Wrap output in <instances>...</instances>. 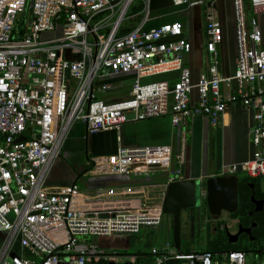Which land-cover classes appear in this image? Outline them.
<instances>
[{"label": "built area", "instance_id": "2783aa9c", "mask_svg": "<svg viewBox=\"0 0 264 264\" xmlns=\"http://www.w3.org/2000/svg\"><path fill=\"white\" fill-rule=\"evenodd\" d=\"M133 1L0 0V264H108L112 254L100 249L98 241L161 224L162 202L129 201L124 196L133 192L130 187L83 191L76 182L46 185L78 121L87 135L163 115H170L174 125L206 116L217 126L229 105L239 103L252 110L253 155L223 165L220 175L264 177V0H247L250 15L245 0H231L237 54L230 75L220 73L216 56L223 38L221 24L213 10L206 11L211 59L207 74L195 82L183 63L191 44L181 22L148 26L150 0H143L141 21L122 31ZM170 1L195 7L211 0ZM27 4L31 8L25 24L19 15ZM102 70L108 77L134 74L127 98L105 101L95 96L112 87L102 81ZM169 71L178 72L171 87L142 82ZM222 86L230 90L223 92ZM21 136L24 139L17 140ZM87 164L104 175L151 172L170 168L171 150L119 144L115 153ZM183 179L178 165L164 188ZM246 256L241 250L182 252L167 236L140 256L141 261L129 264H247ZM259 264H264V252Z\"/></svg>", "mask_w": 264, "mask_h": 264}, {"label": "crops", "instance_id": "0c3cea01", "mask_svg": "<svg viewBox=\"0 0 264 264\" xmlns=\"http://www.w3.org/2000/svg\"><path fill=\"white\" fill-rule=\"evenodd\" d=\"M218 1L211 0L209 1L210 5H207L208 1H205L206 7L199 11L195 10L196 7L189 8L187 5H181L180 7L184 8L183 11H190L188 18L186 17V22L183 23L177 17L171 16V14H167L166 12L169 6H179L173 5L170 0H150V13L152 9L156 8L161 9V12L150 18V21L147 22L148 26H155L163 22H181L184 36L191 44L190 51L184 54L183 63L190 69L191 78L194 82L201 75L207 74L211 59V54L206 50L208 34L206 31L205 13L209 9L213 10L216 14L222 27L223 38L217 45L216 50V56L220 62V73L230 75L235 69L237 54L235 26L231 28L233 34L232 32L229 33L228 26L224 22L225 17H223V14L222 17H219V11L217 13ZM214 3L216 4L215 6H213ZM228 4L233 8L230 1ZM140 21L141 19L138 23ZM136 25L131 27L125 26L122 28V31L126 32ZM229 43L232 44L231 52H229ZM177 76V71H169L145 77L142 79V82H165L171 87L177 80ZM133 79V73L109 76L108 80L102 79L103 82L110 83L112 87L106 92H96L95 96L105 101H112V99L116 98V94H123L122 96L126 95L128 97ZM231 88H233V85H231ZM222 90L223 92H227L230 88L222 86ZM190 98L192 101L196 100L197 91L195 89L192 90ZM252 124V110L243 107L239 103H235L229 105L217 126L211 125L206 116L183 119L178 125H174L170 115H163L123 123L119 130L103 131L92 135L86 134V128L83 124L79 126V132L81 130L84 131L83 154L87 160L89 151L95 155L94 158H98L115 153L119 144L124 146H169L171 150V165L168 169L159 170L166 172V176L162 182L160 181L158 184H144L140 182L139 177L127 179L122 178L121 176L123 175H108L110 177L116 176L117 179H112L103 185L113 186L118 189L130 187L133 192L126 194L124 198L129 201H139L142 204H149L151 202V193L155 192L158 198H160L158 202H155L158 204L163 200L165 193L164 184L168 176L171 175V171L178 165L183 177L201 178L202 185L204 186L206 178L220 175V169L223 165L249 160L254 150L249 141V129ZM118 136L120 138L119 141L117 140ZM85 143L88 150L87 155L84 151L86 148ZM80 173L69 162L57 159L47 176L46 185H69L65 182L70 181L72 183L76 177H80L78 176ZM243 177L247 176H239L240 179ZM126 180L131 181L128 183ZM258 180L259 178L256 179V181ZM233 225L237 226L238 220L233 219ZM168 234L169 228L167 236H169ZM260 260L261 257L258 260L253 259V261L248 259L247 264H259Z\"/></svg>", "mask_w": 264, "mask_h": 264}, {"label": "rangeland", "instance_id": "374dc122", "mask_svg": "<svg viewBox=\"0 0 264 264\" xmlns=\"http://www.w3.org/2000/svg\"><path fill=\"white\" fill-rule=\"evenodd\" d=\"M232 4V1L229 0ZM228 0H219L218 2V10L219 17H225V24L228 26V32L233 34L231 31L233 26H235L234 22V14L233 8L228 4ZM184 6V5H182ZM195 10L199 11L206 7V2L201 6H195ZM245 12L250 15L251 9L248 7L247 0H245ZM29 8L31 6L27 4L25 12L20 14L21 20L25 23H29ZM190 8V7H189ZM182 7H168L166 10L167 14H171V16L177 17L183 23L186 22L190 11H183ZM144 10V1L143 0H134L129 6L126 14V18L122 21V27H131L138 23V21L143 17ZM186 10V9H185ZM161 12V9L156 8L152 9L150 13V17H153L155 14ZM187 17V18H186ZM168 21V20H163ZM189 24V22H188ZM91 40V39H89ZM232 51V44L229 43V52ZM100 75L103 76L104 80H108V76L106 72L102 70ZM116 94V98L114 100H120L122 98H127L126 95ZM83 124L81 121L76 122L68 133V136L63 145L61 154L58 160H62L64 162H69L72 164L78 172H82L86 167L87 171L83 173L76 181L78 187L86 191L90 188H96L98 186H103L112 179H117L116 176H108L101 173H97L98 168L96 170V166L92 164L88 165V161H94L95 155L89 151L88 160L83 154V143H84V131L81 130L79 132V126ZM82 149V150H81ZM162 169H156L155 171H151L148 173H130L127 175L121 176L122 178L133 179V177H139L140 182L144 184H158V182H162L164 177L166 176V172L159 171ZM238 176H245L243 173L239 172ZM131 181V180H130ZM129 180L126 182L130 183ZM264 182V177L259 178L256 183L260 184ZM65 183L71 184L70 181H66ZM263 186V185H261ZM158 194V193H157ZM160 198L156 195L155 192L151 193V203L158 202ZM163 219L160 225L147 227L143 226L140 229L139 233L136 234H124V235H115L111 238H106L105 240L98 241L100 249L105 251L107 254H112L110 261H114L115 264H124L125 262H136L141 261L139 253L148 255L149 249L152 245L161 244L166 238L168 233V226L171 228V219L167 214H162ZM233 219L239 220L237 217H232L229 213H221L219 217L212 216L208 212L206 198H205V185L201 188H198L196 191V205L189 209H184L181 211L180 216V236H181V245L182 247H190L193 250L203 249L208 241L210 240H218L225 242L226 231L228 230L230 233H236L237 226L233 225ZM169 228V229H170ZM171 230V229H170ZM171 236V235H170ZM243 238H241L242 240ZM264 245V236L260 242ZM246 259H257L259 255L257 253L251 251L246 253ZM36 261H39V257L34 258ZM148 261L149 257L146 258Z\"/></svg>", "mask_w": 264, "mask_h": 264}, {"label": "water", "instance_id": "95a60500", "mask_svg": "<svg viewBox=\"0 0 264 264\" xmlns=\"http://www.w3.org/2000/svg\"><path fill=\"white\" fill-rule=\"evenodd\" d=\"M210 5V2H207ZM216 4L214 3L213 6ZM21 136L17 140H23ZM85 151L87 146L85 143ZM87 155V152H85ZM86 171H82L78 176H81ZM76 177L72 183L77 181ZM238 174H226L216 175L206 178L205 180V198L207 203L208 212L212 216L219 217L221 213H234L238 209ZM202 187L201 178L184 177L183 180L173 181L167 184L164 197L162 200V212L167 214L171 219V235L172 242L176 250H181V236H180V216L181 211L184 209L192 208L196 205V191ZM251 202L254 203V208L249 211V215L254 212H260L263 209V199H255L254 194H251ZM256 225L255 221H252L250 226L244 227L240 224L237 225L236 233H230L226 231L228 241L234 243L238 240L241 233L247 235L253 226ZM125 262L124 264H129ZM59 264H68L66 261H61ZM108 264H114L110 261ZM179 264V263H177Z\"/></svg>", "mask_w": 264, "mask_h": 264}, {"label": "trees", "instance_id": "16d2710c", "mask_svg": "<svg viewBox=\"0 0 264 264\" xmlns=\"http://www.w3.org/2000/svg\"><path fill=\"white\" fill-rule=\"evenodd\" d=\"M87 170V167L84 169ZM244 179H249L251 181H256V179H251L248 177H243ZM242 179L239 180V205L238 209L231 213L232 217L239 218L238 224L248 227L250 226L252 221L256 222V225L252 227L250 234L247 235L245 233H241L238 237V240L234 243L228 241L227 236L225 235V244L223 241L218 240H210L207 245L203 248V250H211V251H227V250H241L244 252H255L259 257H261L264 252V245L261 244L262 237L264 236V203L263 209L260 212H254L252 215H248L249 211H252L254 208V204L248 199L250 191L246 187L241 185ZM170 233V231H169ZM170 237V235H169ZM241 238H243L241 240ZM192 250L190 247H182V252H188ZM142 256L144 254L139 253Z\"/></svg>", "mask_w": 264, "mask_h": 264}, {"label": "flooded vegetation", "instance_id": "af4514ba", "mask_svg": "<svg viewBox=\"0 0 264 264\" xmlns=\"http://www.w3.org/2000/svg\"><path fill=\"white\" fill-rule=\"evenodd\" d=\"M85 151V150H84ZM88 153V150L85 151ZM240 185V184H239ZM238 185V205H239V190L240 187ZM241 185L246 187V190L248 189L250 191V194L248 196V199L250 200L251 194H254L255 199H263L264 200V182L263 183H256V181H251L249 179H244L241 182ZM263 185V186H261ZM251 201V200H250ZM253 203V202H252ZM254 204V203H253ZM249 213V212H248ZM249 215V214H248Z\"/></svg>", "mask_w": 264, "mask_h": 264}]
</instances>
